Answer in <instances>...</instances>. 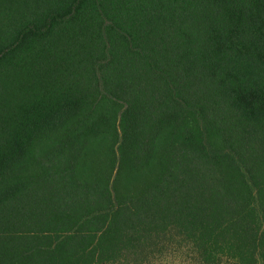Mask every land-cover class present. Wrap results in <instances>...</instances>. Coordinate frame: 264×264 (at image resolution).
Returning <instances> with one entry per match:
<instances>
[{
    "label": "trees",
    "instance_id": "trees-1",
    "mask_svg": "<svg viewBox=\"0 0 264 264\" xmlns=\"http://www.w3.org/2000/svg\"><path fill=\"white\" fill-rule=\"evenodd\" d=\"M105 109L110 173L87 181ZM164 129L168 177L120 191ZM261 217L264 0H30L0 19V264H264Z\"/></svg>",
    "mask_w": 264,
    "mask_h": 264
},
{
    "label": "rangeland",
    "instance_id": "rangeland-1",
    "mask_svg": "<svg viewBox=\"0 0 264 264\" xmlns=\"http://www.w3.org/2000/svg\"><path fill=\"white\" fill-rule=\"evenodd\" d=\"M28 1L30 0H0V19H4L7 16L11 7L12 9L23 7ZM2 30H4V27ZM22 54L25 53L22 52ZM105 113L108 118L107 124L102 127L99 135L91 140V145L85 153L84 160L78 172L79 176L87 181L98 180L101 183H105L110 173L116 137L113 129L114 119L112 112L105 109ZM172 132L171 129L163 130L155 146L153 160L150 166L145 168L140 175L129 174L124 184L121 185L120 191L129 193L130 195H140L143 190L160 183L165 176L168 177L171 151L177 140V133ZM260 221L264 229V217H261ZM190 251L194 250L191 248H179L173 252L163 251L144 264H196L195 254ZM222 264L234 263L225 260Z\"/></svg>",
    "mask_w": 264,
    "mask_h": 264
}]
</instances>
